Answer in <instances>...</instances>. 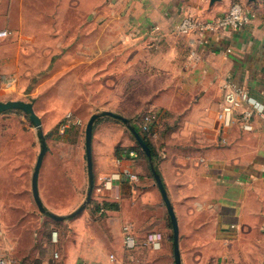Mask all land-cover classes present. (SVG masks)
<instances>
[{
    "label": "crops",
    "instance_id": "1",
    "mask_svg": "<svg viewBox=\"0 0 264 264\" xmlns=\"http://www.w3.org/2000/svg\"><path fill=\"white\" fill-rule=\"evenodd\" d=\"M232 1L54 0L51 12L0 8V29L10 31L0 39V101L25 100L30 76L51 66L43 82H51L58 108L75 110L82 101L91 108L94 84H106L110 94H102V111L129 117L158 111L150 142L176 216L181 264H264V118L255 116L249 130L238 123L222 128L216 120L228 78L264 101V3L243 0L256 15L238 31H174L183 15L210 19ZM50 16L51 30L45 22ZM13 111L0 114V130L22 124ZM134 140L118 119L94 122L95 182L121 176L91 199L117 208L94 212L92 203L72 220L54 223L73 231L61 264H107L110 253L118 264H174L169 217L149 161L127 152ZM124 225L138 238L161 233L160 247L126 251ZM51 231L44 242L54 246L60 239L52 244ZM31 254L36 264H52L41 250Z\"/></svg>",
    "mask_w": 264,
    "mask_h": 264
},
{
    "label": "rangeland",
    "instance_id": "2",
    "mask_svg": "<svg viewBox=\"0 0 264 264\" xmlns=\"http://www.w3.org/2000/svg\"><path fill=\"white\" fill-rule=\"evenodd\" d=\"M260 1L264 3V0ZM10 5L17 11H21L22 7L26 13H41L51 12L55 2L0 0L2 10L9 8ZM49 18L45 22L46 28L51 30V16ZM97 22H94V35L99 32ZM50 69L51 66L30 76L28 95L24 97V101L32 102L42 122V132L47 145L38 177L40 199L48 212L64 216L76 210L85 200L88 190L83 154L85 125L93 113L102 111L106 104L103 96L106 98L110 93L106 90L108 85L94 84L91 108L86 107L89 106L88 102L84 106V101L75 110L58 108L51 82H43ZM63 96L66 98L67 92ZM13 112L17 118L23 119L22 124L19 122L9 124L0 130V256L7 259L10 264H36V258L30 255L32 250L37 249L41 250L42 254L49 255L50 263L59 264L62 254L65 253V244L72 239L73 231L66 228L63 223L54 224L49 216L39 212L34 203L31 175L41 147L39 134L22 112L17 110ZM67 113L70 114L68 120ZM78 140L79 145L76 143ZM95 186L94 177L92 194ZM50 230H56L60 239L54 246L44 242ZM170 246L171 244H169L171 249ZM25 255L29 257L24 259Z\"/></svg>",
    "mask_w": 264,
    "mask_h": 264
},
{
    "label": "built area",
    "instance_id": "3",
    "mask_svg": "<svg viewBox=\"0 0 264 264\" xmlns=\"http://www.w3.org/2000/svg\"><path fill=\"white\" fill-rule=\"evenodd\" d=\"M256 10L247 7L243 0H233L228 9L210 19H201L192 14H185L175 25L174 31L179 35H188L191 33L215 32L220 29H230L238 31L247 26L255 17ZM10 34L7 29H0V39ZM194 54V51L192 52ZM158 111L148 110L141 118L140 129L143 132L155 135L153 127L158 121ZM67 120L70 114L66 115ZM255 116L264 118V101L252 97L249 90L232 81L226 79L222 85V100L216 113V120L220 127H230L233 123H238L243 129L249 130L252 127V121ZM133 155V152H128ZM124 175L131 181L138 180L135 173L125 172ZM120 173L116 172L109 176L102 177L99 184H96L94 192L101 193L104 189L111 187L113 180L119 179ZM123 247L126 251H133L138 247L157 249L160 247L162 235L159 232L146 233L142 238H138L131 231L130 225L122 227ZM58 240L56 230L50 232V241L55 244ZM57 255L56 253L54 254ZM0 264H10L4 257L0 256ZM107 264H118L114 253L108 255Z\"/></svg>",
    "mask_w": 264,
    "mask_h": 264
},
{
    "label": "water",
    "instance_id": "4",
    "mask_svg": "<svg viewBox=\"0 0 264 264\" xmlns=\"http://www.w3.org/2000/svg\"><path fill=\"white\" fill-rule=\"evenodd\" d=\"M220 0H209V5H212ZM248 2H255L256 0H247ZM9 110H17L22 112V114L26 117V119L29 121V123L33 126L34 129L39 134L40 139V150L36 157V161L34 164L32 176H31V191H32V197L34 200V203L36 204L38 210L40 213L48 215L51 219L56 221H62L67 216L69 217H75L79 215L86 207V205L89 203L91 199V194L93 191V184H94V175H93V169H92V156H91V139H92V130H93V124L101 116H110L115 119H118L123 124L128 125V129L139 145V147L144 152L145 156L147 157L150 169L155 181V184L157 188L159 189V192L161 194L163 203L166 207L167 214L169 217V221L171 224V230H172V251H173V262L174 264H181L180 259V252H179V245H178V224L176 220L175 213L173 211L172 205L168 199L167 193L165 191V188L163 186V183L161 181V178L158 173L154 170L152 158H151V151L146 142L143 140L142 136L136 129L128 124V120L126 117L116 114L111 111H101L100 113H93L89 119L86 122L85 130H84V151H85V161H86V171H87V178H88V190L86 192L85 200L82 202V204L74 210L72 213L68 214L67 216H60L53 213L48 212L45 207L42 204V201L40 200L38 188H37V180H38V174L39 170L42 164L43 157L47 151V145L45 142V138L42 134V124L41 120L36 114L33 104L30 101H24V100H7V101H0V114Z\"/></svg>",
    "mask_w": 264,
    "mask_h": 264
},
{
    "label": "trees",
    "instance_id": "5",
    "mask_svg": "<svg viewBox=\"0 0 264 264\" xmlns=\"http://www.w3.org/2000/svg\"><path fill=\"white\" fill-rule=\"evenodd\" d=\"M145 112L139 114V115H135V116H132V117H129V116H124L127 118L128 120V124L132 127H134L136 129V131H138L140 133V135L142 136L143 140L146 142V144L148 145V147L150 148V151H151V158H152V162H153V166H154V170L156 171V173H158V170H157V167H156V154L154 153V150H153V147L151 145V142H150V138L152 137L151 136V133H147V132H143L141 131L140 129V124H141V118L142 116L144 115ZM123 116V115H122ZM123 124V123H122ZM126 129L129 131L128 129V125H125L123 124ZM135 142V145L133 147H130L128 148V151L127 152H130L129 150H136L138 151L146 160H147V157L145 156L144 152L142 151V149L139 147V145L137 144V142L134 140ZM115 152H116V155H118V147H116L115 149ZM148 170H149V173H150V176L152 177V172H151V169H150V164L148 162ZM159 174V173H158ZM94 204L92 209L94 212L96 211H99L100 209H116L117 208V204L116 202H109V201H102L101 203H94L92 199H90L89 204ZM48 216V215H47ZM69 219L71 217L67 216L66 219ZM53 223H58L57 221H54L52 220ZM168 225L169 227L171 228V224H170V221L168 219ZM172 232H170V235H169V241L172 242ZM61 264V262L59 263Z\"/></svg>",
    "mask_w": 264,
    "mask_h": 264
}]
</instances>
